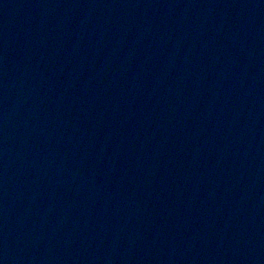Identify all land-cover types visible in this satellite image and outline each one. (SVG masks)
I'll list each match as a JSON object with an SVG mask.
<instances>
[{"label":"water","instance_id":"1","mask_svg":"<svg viewBox=\"0 0 264 264\" xmlns=\"http://www.w3.org/2000/svg\"><path fill=\"white\" fill-rule=\"evenodd\" d=\"M0 264H264V0H0Z\"/></svg>","mask_w":264,"mask_h":264}]
</instances>
